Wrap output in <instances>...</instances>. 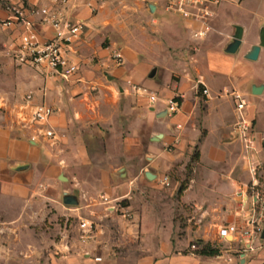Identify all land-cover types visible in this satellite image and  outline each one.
I'll list each match as a JSON object with an SVG mask.
<instances>
[{"label": "crops", "instance_id": "crops-1", "mask_svg": "<svg viewBox=\"0 0 264 264\" xmlns=\"http://www.w3.org/2000/svg\"><path fill=\"white\" fill-rule=\"evenodd\" d=\"M24 1H0V20L11 16L7 5ZM89 1L97 12H91ZM38 3L54 7L51 0ZM218 7L209 35L196 41L192 31L199 25L169 11L167 0H69L62 12L87 25L71 46L78 70L69 79L47 67L18 65L10 50L24 26L0 25V264H238L233 253L239 248L264 255V232L261 241L250 234L255 216L264 225V208L254 213L249 169L252 161L264 164V79L253 82L264 77V47L257 59H248L249 66L239 49L228 51L234 39L215 40ZM34 20L43 39L53 35L50 26ZM114 49L122 51L124 64L114 61ZM129 79L158 101L151 103ZM255 86L261 93L253 92ZM233 91L247 101L242 114L254 122L255 148H247L237 130L241 112ZM30 92L33 99L26 104ZM179 95L182 105L171 116L166 101ZM40 103L56 109L42 125L55 130L54 140L25 121ZM165 175L170 185L181 184V205L162 197L136 198L127 208L140 204V209L129 218L93 205L87 219L104 228L85 241L78 235L68 241L61 232L56 242L52 230L41 227L59 215L78 213L66 206L79 203L72 188H104L120 197L133 186L164 185ZM68 196L77 204H66ZM184 205L193 206L186 235L200 246L219 247L220 255L183 252L190 239L178 235L176 210ZM227 224L239 232L221 239L219 229ZM241 256L247 262V253Z\"/></svg>", "mask_w": 264, "mask_h": 264}, {"label": "built area", "instance_id": "built-area-1", "mask_svg": "<svg viewBox=\"0 0 264 264\" xmlns=\"http://www.w3.org/2000/svg\"><path fill=\"white\" fill-rule=\"evenodd\" d=\"M3 1V0H0ZM54 7L49 5H41L38 0H25L22 4H9L7 9L11 16L8 19L0 20V25L4 28L10 27L13 23L20 22L24 26V30L20 35V42L10 50V54L18 65H27L36 68L47 67L55 74L60 75L64 79H69L78 70V64L70 56L72 44L82 35L87 25L84 20L72 19L62 12L64 5L68 4L69 0H51ZM225 0H167V9L175 12L178 15L186 18L196 24L198 27H193L192 37L196 41L205 39L212 30V17L215 14V9ZM233 1V0H229ZM87 6L92 13L98 11V7L92 1L87 2ZM34 17H38L41 24L50 26L53 29V35L48 38H42L36 29L37 22ZM112 58L118 65L124 64V55L120 49L112 51ZM137 92L148 95L151 103L155 104L159 97L150 91L147 87H143L134 83L132 80L127 81ZM199 83L203 84L201 80ZM205 95L209 94L208 88L203 89ZM236 107L240 113V119L236 124L239 134L246 143L247 148H255L257 137L254 135V122L252 119L242 114L247 106V101L244 95L238 91L231 93ZM33 99V93H28L25 96V103L30 104ZM167 111L171 116H174L182 105V97L175 96L166 101ZM56 112V109L48 104L40 103L32 106L30 118L26 122L39 127L44 136L55 139L56 132L52 127H43L46 125L51 116ZM181 127V125H178ZM252 175L251 189L253 210L259 205L264 208V164L257 161H252L249 165ZM164 185H170V178L165 175L162 178ZM107 209L115 212L118 210L119 199H110L105 197ZM250 224L253 226L251 239H258L257 229L260 224L255 216L251 219ZM259 225V226H258ZM98 228L93 226L90 220H82L79 228V239L85 241L91 238ZM3 232V231H2ZM239 229L236 225L227 224L219 229L221 239L229 237L234 238V234L238 233ZM263 233V232H262ZM193 250L199 249V245L193 244ZM231 259V258H229Z\"/></svg>", "mask_w": 264, "mask_h": 264}, {"label": "rangeland", "instance_id": "rangeland-1", "mask_svg": "<svg viewBox=\"0 0 264 264\" xmlns=\"http://www.w3.org/2000/svg\"><path fill=\"white\" fill-rule=\"evenodd\" d=\"M219 13L213 20V25L215 27V31L213 32V37L215 40L218 41H231L234 39V35L236 33V26L242 25L245 29L244 36H243V42L242 45L239 48V53L242 56L243 54L248 55V53L253 49L255 45H260L261 38H260V26L264 25V0H225L221 5H219ZM249 17V18H248ZM255 17V18H254ZM247 21L241 22L240 20ZM240 19V20H238ZM188 34L190 33L189 30H187ZM190 38V34H189ZM248 65H252L249 58H246ZM260 79H264V77L260 76L258 79H256L253 82H261ZM252 83V82H251ZM246 84V88L250 87V84ZM242 91L243 88H240ZM250 91V88L248 89ZM258 97L259 96H255ZM261 97V96H260ZM264 97V96H262ZM248 100L249 96L247 97ZM256 118L257 114H254ZM257 122V119H256ZM197 157V155H196ZM181 184L179 185H162L159 184L157 186L153 187H145V186H133L130 187L127 191V193L123 196H117L118 194L114 196H110L106 193V189L104 188H72L71 193H75V191L79 192V203L77 205H66L68 208H75L77 207L78 213L77 214H71L68 212V214L59 215L55 218V220H47L44 224L41 225L42 228H49L52 230V239L56 242H59L63 237L61 232H65L67 235V240L72 241L74 238L79 235V228L80 223L82 220H90L93 222L94 228H104V226L99 225L102 224L100 222H96L92 219H87L89 217L88 215L91 214L89 210L92 209L93 205L95 206H102L103 210L105 212H112L107 209V205L105 204V197H108L110 199L117 198L120 201L118 210L114 213L118 216H123L126 218H129V214L133 212H138L140 209V204H135L132 208H127L128 204H131V201L135 200L136 198L140 197H162L167 199V201H171V199L174 201L179 200L180 205L181 199L180 189ZM123 192H120L119 195H122ZM177 204V203H176ZM170 205H174L172 203L170 204H164V206L170 207ZM98 206V207H99ZM176 206V205H174ZM193 206L190 205H184V210H176L177 220H179L180 224L182 225V229L179 230L178 235L181 237L185 236V239H190V244L188 248L183 250V252H188L189 250L192 251V245L196 244L199 245V248L201 242L196 239L194 236L193 238H190L186 235V231L183 230L185 226H187V213L191 212L193 210ZM259 207H261L259 205ZM57 210L52 209L51 213H55ZM166 219V217H165ZM167 220L165 221V223ZM259 226V225H258ZM40 227V226H39ZM260 228L257 229V235L259 236L258 239L261 241V234L264 232V225H260ZM232 238V237H230ZM224 245V244H222ZM243 248H239V252H234L233 254L237 256L238 264H264V255L262 252L257 251L253 252L249 249L248 252H243ZM196 251V250H195ZM242 253H247V262H241L242 259L245 258L241 256ZM224 261L229 260V256H224ZM223 260V259H221Z\"/></svg>", "mask_w": 264, "mask_h": 264}, {"label": "water", "instance_id": "water-1", "mask_svg": "<svg viewBox=\"0 0 264 264\" xmlns=\"http://www.w3.org/2000/svg\"><path fill=\"white\" fill-rule=\"evenodd\" d=\"M151 8L153 10L154 5H152ZM243 36H244V28L242 26H240V25H237L236 26V33L234 35V41H233V43H231V45L228 48L229 52L235 53L239 49V47L241 46V44L243 42ZM260 38H261L260 45H255L253 47V49L248 53L247 57L249 59H252V60L257 59L261 48L264 47V28L261 30ZM154 74H155V72H153L151 74V76H154ZM261 91H262V87L255 86L253 88V92L255 94H259V93H261ZM148 176L151 177L150 173L148 174ZM65 203L66 204H77V201H76L75 198H73L71 196H68L65 199Z\"/></svg>", "mask_w": 264, "mask_h": 264}, {"label": "trees", "instance_id": "trees-1", "mask_svg": "<svg viewBox=\"0 0 264 264\" xmlns=\"http://www.w3.org/2000/svg\"><path fill=\"white\" fill-rule=\"evenodd\" d=\"M196 155L197 154H195V157H196ZM251 193H252V189H251ZM196 252L198 254L207 255V256H216V255L221 254L219 247H213L209 244L202 245L199 249L196 250Z\"/></svg>", "mask_w": 264, "mask_h": 264}]
</instances>
